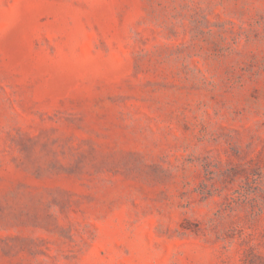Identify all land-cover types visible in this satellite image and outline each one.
<instances>
[{
    "label": "rangeland",
    "instance_id": "obj_1",
    "mask_svg": "<svg viewBox=\"0 0 264 264\" xmlns=\"http://www.w3.org/2000/svg\"><path fill=\"white\" fill-rule=\"evenodd\" d=\"M0 264H264V0H0Z\"/></svg>",
    "mask_w": 264,
    "mask_h": 264
}]
</instances>
